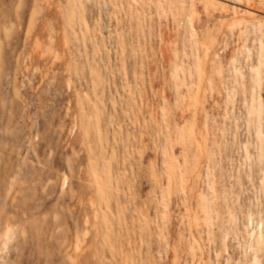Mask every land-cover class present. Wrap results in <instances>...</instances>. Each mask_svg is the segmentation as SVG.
<instances>
[{"label":"rangeland","instance_id":"rangeland-1","mask_svg":"<svg viewBox=\"0 0 264 264\" xmlns=\"http://www.w3.org/2000/svg\"><path fill=\"white\" fill-rule=\"evenodd\" d=\"M0 264H264V0H0Z\"/></svg>","mask_w":264,"mask_h":264}]
</instances>
